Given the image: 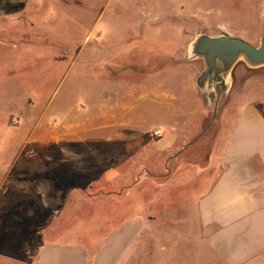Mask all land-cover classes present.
<instances>
[{"label": "crops", "instance_id": "0c3cea01", "mask_svg": "<svg viewBox=\"0 0 264 264\" xmlns=\"http://www.w3.org/2000/svg\"><path fill=\"white\" fill-rule=\"evenodd\" d=\"M202 67L192 66L186 92L160 90L158 79L149 87L116 82L118 89L103 80L87 120L60 106L52 110L54 124L39 115L29 134L5 139L0 193L8 192L6 202L54 210L47 222L32 220L28 242L14 240L26 262L35 249L31 264H264V117L257 102L238 103L256 73L234 68L208 152L192 159L189 139L211 108L195 82ZM151 93L160 96L150 99L159 105L153 125L141 107ZM46 123L54 127L51 136L41 133ZM88 141L100 146L91 155L73 148ZM9 142L18 143L9 149ZM46 145L56 151L31 152ZM85 177L90 182L82 184ZM95 183L105 188L85 189ZM148 187L145 214L137 192ZM130 190L134 212L102 209L124 203ZM181 218L179 232L164 235L153 225Z\"/></svg>", "mask_w": 264, "mask_h": 264}, {"label": "rangeland", "instance_id": "374dc122", "mask_svg": "<svg viewBox=\"0 0 264 264\" xmlns=\"http://www.w3.org/2000/svg\"><path fill=\"white\" fill-rule=\"evenodd\" d=\"M1 1H24L25 5L14 13H5L0 7V149L8 137L9 140L14 136L20 138L17 131L21 130L20 136L29 134L39 115L46 122L48 119L56 122L52 110L60 106L72 108L80 121L87 120L86 114L90 112L97 93L100 95L105 87L103 80L115 81L111 84L118 89L116 82L124 83L121 72L124 69L139 68L134 79L137 77L143 87H149L158 79L162 82L160 90L186 92L185 83L192 74V66L203 65L200 59L186 61L188 43L198 33H225L256 46L264 31V0ZM144 38L160 42L161 50L169 52L168 56H172L176 66L161 76V70L148 73V66L143 65L142 60L154 48L150 50V43ZM161 58L159 62L165 64ZM237 66L246 73H256L238 103L264 102V66L249 68L243 62ZM148 97L141 107L147 109V124L153 125L160 121L156 112L159 105L150 99L160 96L151 93ZM212 109L209 108L203 116L199 133L210 121ZM53 128L46 123L41 133L51 136ZM216 128L217 118L189 147L192 159L197 154L199 159L207 154ZM16 143L9 142V149ZM99 147L88 141L73 148L82 155H91V151ZM55 148L46 145L31 152H55ZM78 163L81 165L84 161ZM80 179L82 184L87 183V177ZM104 188L100 183L90 189L85 187L91 192ZM147 189L137 192L145 202L150 197L149 187ZM131 191L124 203L102 209L119 211L124 208L134 212V191ZM0 194V264H25L26 257L19 254L20 247L13 243L14 240L21 238L28 242L32 238V220L47 222L54 210L6 202L8 192L1 191ZM66 195L67 192L63 196ZM144 205L147 214L150 208L147 202ZM181 220L171 222L169 219L153 225L165 235L166 232L182 231L184 224ZM82 225L79 223L76 228ZM12 244L14 248L10 247ZM11 251L13 255L9 257Z\"/></svg>", "mask_w": 264, "mask_h": 264}, {"label": "water", "instance_id": "95a60500", "mask_svg": "<svg viewBox=\"0 0 264 264\" xmlns=\"http://www.w3.org/2000/svg\"><path fill=\"white\" fill-rule=\"evenodd\" d=\"M195 59H200L203 63L195 79L196 85L206 93V100L213 109L210 121L191 143L201 137L217 118L222 95L228 93L231 88L235 66L239 62L249 68L264 66V31L256 46L225 33H198L187 46L186 60Z\"/></svg>", "mask_w": 264, "mask_h": 264}, {"label": "trees", "instance_id": "16d2710c", "mask_svg": "<svg viewBox=\"0 0 264 264\" xmlns=\"http://www.w3.org/2000/svg\"><path fill=\"white\" fill-rule=\"evenodd\" d=\"M25 5V2L24 1H17V2H12V1H1L0 0V7H1V10H3L5 13H14V12H17V11H20ZM142 38V37H140ZM146 39V38H144ZM148 40V42L150 43V50L154 48V50L151 51V54L148 52V54L146 55L145 58H143L142 60V64H146L148 66V69L146 70L148 73H152L151 71H162L163 69H165L166 67H170V66H173L175 65V61L174 59L172 58V56H168V53L169 52H166L161 50L162 49V46H160V42L158 41H152V40H149V39H146ZM161 58L162 62L165 60V64L159 62V59ZM139 70V68H138ZM135 68L133 69H124L122 70V76L124 80H122L124 83L126 84H129V85H133V84H137L138 83V80H137V77H135L134 79V76L137 75V71ZM120 73V72H118ZM126 76H129V77H126ZM144 77V76H143ZM142 77V78H143ZM127 78V79H125ZM255 106L257 107V109L259 110V112L262 114V116L264 117V102H257L255 104ZM217 129V128H216ZM216 132V130H215ZM90 180L87 179V183H89ZM35 253V249L33 250H30L28 253H27V262L26 264H31V260H32V256L34 255Z\"/></svg>", "mask_w": 264, "mask_h": 264}, {"label": "built area", "instance_id": "2783aa9c", "mask_svg": "<svg viewBox=\"0 0 264 264\" xmlns=\"http://www.w3.org/2000/svg\"><path fill=\"white\" fill-rule=\"evenodd\" d=\"M81 108H82V107H81ZM82 110H83V109H82ZM15 122H16V120H15ZM53 123H54V122H53ZM161 133H162V132H161L160 130L155 131V134H156V135H161Z\"/></svg>", "mask_w": 264, "mask_h": 264}]
</instances>
